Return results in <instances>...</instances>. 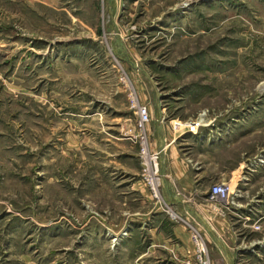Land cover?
I'll return each instance as SVG.
<instances>
[{"label": "rangeland", "instance_id": "obj_1", "mask_svg": "<svg viewBox=\"0 0 264 264\" xmlns=\"http://www.w3.org/2000/svg\"><path fill=\"white\" fill-rule=\"evenodd\" d=\"M160 142L208 176L186 209ZM194 237L264 264V0H0V264H197Z\"/></svg>", "mask_w": 264, "mask_h": 264}, {"label": "crops", "instance_id": "obj_2", "mask_svg": "<svg viewBox=\"0 0 264 264\" xmlns=\"http://www.w3.org/2000/svg\"><path fill=\"white\" fill-rule=\"evenodd\" d=\"M161 130L162 129H159L155 133V138L159 140L161 135L164 136V134L160 133ZM159 150L161 151L160 170L163 176L162 194L164 198L167 201H170L175 207L186 209L188 206L184 205L180 200H174V191L184 195L194 192L203 194L206 190L204 184L206 183L208 176H205L200 172L197 173V170L182 159L180 155L169 146V144L160 142ZM198 200L200 201L193 207L197 210V212L201 210L204 215V210H207L208 206L205 204L206 202L204 198L200 197ZM243 208L244 210L241 211L242 213L248 212L245 207ZM199 223L202 229H204L207 241L215 247L223 258H228L230 255L226 251V245L222 243L223 241L220 239L218 231V226L222 222H213L210 225H207L203 221L199 220Z\"/></svg>", "mask_w": 264, "mask_h": 264}, {"label": "built area", "instance_id": "obj_3", "mask_svg": "<svg viewBox=\"0 0 264 264\" xmlns=\"http://www.w3.org/2000/svg\"><path fill=\"white\" fill-rule=\"evenodd\" d=\"M137 128L139 130L144 129L146 124L149 121L148 112L145 107H139L137 111ZM139 157L142 163V166L144 168V176L146 177L145 181L148 185V189L150 191V195L157 199V191L159 188V175H158V161H159V155L157 153H150L146 151L143 147H141L139 152ZM224 194V185H215L211 188V196L210 199H214V197L218 196L217 198H221V195ZM194 243L196 247V251L198 255H202L204 259H200L197 262V264H207V261L205 259V251L203 249V245L200 243V241L194 237Z\"/></svg>", "mask_w": 264, "mask_h": 264}]
</instances>
